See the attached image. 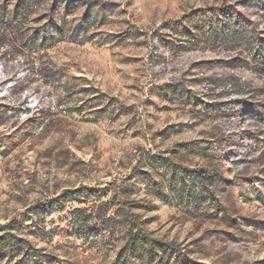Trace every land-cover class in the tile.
<instances>
[{"label": "rangeland", "instance_id": "374dc122", "mask_svg": "<svg viewBox=\"0 0 264 264\" xmlns=\"http://www.w3.org/2000/svg\"><path fill=\"white\" fill-rule=\"evenodd\" d=\"M227 8L264 39V0H0V264H113L139 232L188 264H264V75L168 28Z\"/></svg>", "mask_w": 264, "mask_h": 264}, {"label": "trees", "instance_id": "16d2710c", "mask_svg": "<svg viewBox=\"0 0 264 264\" xmlns=\"http://www.w3.org/2000/svg\"><path fill=\"white\" fill-rule=\"evenodd\" d=\"M55 6H57L55 7L56 14L59 15L61 7H58V5ZM52 8L54 7L52 6ZM104 20L105 14L103 9H98L91 3L84 6L81 23L82 26H85V34L90 32L91 29H96ZM53 25L58 34L62 32V26H57V23ZM168 28L184 40L198 39L206 36L213 42L229 45L231 49L238 50L240 54L248 58V61H241L242 64H250L256 73L264 75V39L257 35L254 24L236 9L227 8L213 11H196L189 17L169 23ZM35 41L37 40L35 39ZM44 44L43 42L39 46L42 47ZM257 116L264 118V112L258 113ZM185 173L203 185L212 184L221 180L219 173L215 171L208 173L205 170L196 169L185 170ZM50 208L51 204L42 206L39 209L38 214L42 219L52 214ZM83 211L84 208L74 210L75 218L79 222L89 218V216L79 214ZM1 250H3V247H1ZM173 252L175 251L170 246L155 245L152 241L140 235L139 232L129 236L125 240L113 264H135L136 259L147 261V264H149L152 258L154 260L155 258L158 259L155 264H177V261L182 258L177 256L176 258H172ZM184 261L188 264L186 260Z\"/></svg>", "mask_w": 264, "mask_h": 264}]
</instances>
